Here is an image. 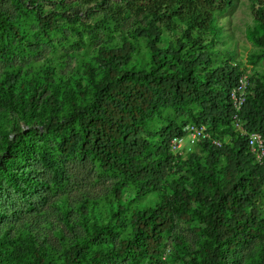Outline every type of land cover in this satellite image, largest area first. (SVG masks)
Masks as SVG:
<instances>
[{
  "label": "trees",
  "instance_id": "trees-1",
  "mask_svg": "<svg viewBox=\"0 0 264 264\" xmlns=\"http://www.w3.org/2000/svg\"><path fill=\"white\" fill-rule=\"evenodd\" d=\"M81 1L103 13L88 36L94 37L109 20L121 26L133 17L138 24L134 35L148 38L150 66L133 60L137 48L128 40L99 46L100 72L90 97L80 84L71 90L54 82L50 68L41 80L26 81L11 69L0 76V110L34 123L46 138L39 140L17 126L12 136H0V264H164L160 243L174 218L203 224L197 252L175 237L188 256L184 264H264V215L256 202L264 199V164L250 151L246 134L222 141L234 131L229 92L240 69L229 58L212 66L213 53L204 41L207 35L219 37L218 16L233 0ZM249 3L255 16L245 37L254 50L247 63L255 65L264 58V0ZM55 17L54 11L37 13L38 24L49 30L60 28ZM6 25L23 38L0 8V26ZM164 33L174 38L164 41ZM0 41V55L8 57L13 46ZM250 83L239 115L243 129L258 132L264 145V79L250 76ZM188 125H204L222 144L200 139L202 155L190 153L180 160L170 143L184 137ZM29 158L34 165L24 163ZM70 158L96 160L102 172L117 180L107 198V224L87 225L90 197L78 204L79 224H69L70 212L63 213L69 226L58 235L66 242L67 231L73 230L75 241L58 254L49 243L31 237L21 216L40 209L66 187L64 162ZM21 161L27 170L17 168ZM173 172L176 178L170 179ZM128 182L135 185L134 198L154 190L158 202L133 206L127 214L131 199H123V190ZM79 226L88 229L81 232Z\"/></svg>",
  "mask_w": 264,
  "mask_h": 264
},
{
  "label": "rangeland",
  "instance_id": "rangeland-1",
  "mask_svg": "<svg viewBox=\"0 0 264 264\" xmlns=\"http://www.w3.org/2000/svg\"><path fill=\"white\" fill-rule=\"evenodd\" d=\"M0 0V8L4 14L12 19L23 38L18 39L9 31L8 25L0 26V39L4 44L11 43L12 53L3 58L0 55V76L8 69L18 71L21 79H42L43 71L46 68L52 70V80L63 88L77 90L80 84L81 90L86 97L93 93L92 82L99 76V62H97L99 46H117L123 41H131L137 48L133 60L143 67L150 66V48L148 38L136 37L134 28L138 25L133 17L125 20L121 26H116L110 20L105 26L96 31L95 36H88L87 30L95 27L102 18V11L99 8L91 9V4L84 5L81 0ZM118 1V0H117ZM17 5H16V4ZM81 3V4H79ZM44 14L54 11L55 21L60 26L58 30H49L38 24L37 13ZM76 11V14L73 12ZM255 13L250 7L249 0H233L231 6L218 16V23L221 32L218 38L207 35L204 41L206 49L211 50V65L216 66L229 58V62L239 69L249 70L251 78L264 79V58L250 65L247 63V55L254 50V47L245 37L246 29L253 25ZM72 18V21H69ZM79 30V32H78ZM174 38L170 33H164L163 40ZM1 44L3 42L0 41ZM213 51V52H212ZM17 80V85L20 80ZM252 84V83H250ZM30 86H28V89ZM39 87L36 93L40 95ZM63 90V89H62ZM67 116L66 113H63ZM17 117L9 111L0 110V136H12L14 129L20 128L24 133L36 136L39 140L46 139L34 123H27L23 120H16ZM17 122V123H15ZM191 126V125H189ZM209 134V132H207ZM238 134L233 131L232 135L222 138L227 143ZM210 135V134H209ZM216 139V138H215ZM200 139L184 138L176 154H180V160H186L192 154L202 155L200 152ZM0 149V155H3ZM26 165H34L33 158L24 162ZM66 174L69 181L65 188L57 190L48 198V202L33 212L23 214L24 225L30 228L32 238L38 243H49L58 250V254L64 245L72 244L75 239L73 230H68L66 242L58 235L60 230H67L69 225L65 224L63 213L69 211V224H79L80 214L78 204L90 197V211L86 216L87 225L107 224L110 213L107 198L112 185L116 182L117 176L112 173H104L99 169L96 160L79 161L77 158H70L64 162ZM19 170L28 167L22 161L17 167ZM170 179L176 178V173L170 174ZM135 185L128 182L127 188L123 190V199H131L127 214L131 208L147 207L158 202L159 196L154 190H150L139 198H134ZM38 201V198L36 199ZM256 202L259 205L261 214L264 215V199L258 197ZM197 204V203H196ZM39 206V205H38ZM197 206H199L197 204ZM171 230L165 233L164 240L160 243L161 259L164 264H184L188 259L183 253V246H180L175 237H179L185 249L190 252H197L204 240L200 228L203 224L197 220L173 219ZM88 228L79 226L81 232ZM121 236L120 228H116ZM18 233L20 231H17ZM88 233V231H87ZM109 264H126L125 261L110 262Z\"/></svg>",
  "mask_w": 264,
  "mask_h": 264
},
{
  "label": "built area",
  "instance_id": "built-area-1",
  "mask_svg": "<svg viewBox=\"0 0 264 264\" xmlns=\"http://www.w3.org/2000/svg\"><path fill=\"white\" fill-rule=\"evenodd\" d=\"M250 76L249 70H244L240 68V73L238 74V79L236 84L230 89L229 99L233 107L234 113L231 117V124L234 131H238V134H246L248 136L247 142L250 148V151L253 152L255 159L260 164H264V145L263 138L258 132L247 133L243 129V121L240 118V110L245 102L247 96L250 93ZM186 135L184 137H176L171 140L170 150L173 153H176L182 143L183 139L188 137L193 141L194 139H210L211 142L215 145L220 146L222 142L218 139L211 138L207 133L206 127L204 125L196 126H186L185 127Z\"/></svg>",
  "mask_w": 264,
  "mask_h": 264
}]
</instances>
